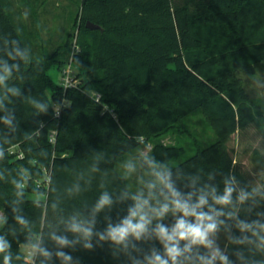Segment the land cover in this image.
Here are the masks:
<instances>
[{
  "label": "trees",
  "instance_id": "1",
  "mask_svg": "<svg viewBox=\"0 0 264 264\" xmlns=\"http://www.w3.org/2000/svg\"><path fill=\"white\" fill-rule=\"evenodd\" d=\"M87 21L100 29H87ZM78 31L79 51L72 60L81 81L63 92L49 69H61L66 49L29 59L24 26L9 0H0V238L8 245L0 264L5 255L9 264H149L153 253L167 258L154 229L158 222L171 227L173 216L139 239L107 238L109 226L135 206L116 163L146 142L151 147L141 168L179 159L184 147L159 138L197 109L215 139L168 168L173 186L183 196L195 193V200L206 185L222 195L228 180L235 189L233 203L218 218L213 247L229 264H264L255 238L237 227L264 224V152L250 149L248 173L230 146L232 136L252 126L264 142L237 76L253 74L264 61V0H82ZM91 92L100 95L99 102ZM60 98L67 105L55 117L53 105ZM154 180L152 172L143 178L144 187L164 200L159 186L149 189ZM241 191L252 194L242 203ZM104 194L111 203L96 211ZM74 222L90 226L92 235L84 239L70 231ZM54 236L70 244L60 246ZM245 237L254 242H233ZM33 244L38 245L33 260L26 261L22 248ZM208 252L193 246L181 264H199L198 255Z\"/></svg>",
  "mask_w": 264,
  "mask_h": 264
},
{
  "label": "rangeland",
  "instance_id": "2",
  "mask_svg": "<svg viewBox=\"0 0 264 264\" xmlns=\"http://www.w3.org/2000/svg\"><path fill=\"white\" fill-rule=\"evenodd\" d=\"M82 0H9V6L17 20L24 26L25 40L28 44V58L40 61L51 54L56 48L66 49L60 58L62 61L69 59L72 50L77 45L79 12ZM64 61V62H65ZM57 65V64H55ZM49 75L55 84L60 83V74L54 67H50ZM241 79L242 90L246 96L250 111L264 130V61L255 65L253 74L237 72ZM78 77L81 76L78 73ZM215 136L208 123L202 116L200 109L180 119L167 133L159 138L164 144L177 143L184 147V152L179 159L158 166L160 171L166 166H171L193 155L197 148H204L211 144ZM230 146L238 152L240 165L249 173V152L252 147H258L264 152V142L252 126L249 131L236 133L232 136ZM151 142L132 149L119 159L116 169L127 182V186L133 196L141 200H149L150 206H159L164 200L148 191L143 184V178H149L153 168H141V157H147ZM251 175H253L251 173ZM35 198V196H31ZM136 204V200L134 199ZM173 216L168 213L163 219ZM162 219V220H163ZM161 221V220H160ZM158 222L156 219L148 226ZM1 224V223H0ZM25 251H23L24 253ZM31 257L30 254H25Z\"/></svg>",
  "mask_w": 264,
  "mask_h": 264
},
{
  "label": "clouds",
  "instance_id": "3",
  "mask_svg": "<svg viewBox=\"0 0 264 264\" xmlns=\"http://www.w3.org/2000/svg\"><path fill=\"white\" fill-rule=\"evenodd\" d=\"M4 77L0 76V82ZM152 167L154 169L153 175L155 180L148 185L149 189L159 186L161 188V195L164 196V202L159 206H150L149 200H141L139 197H135L136 204L129 209V214L119 224L110 225L107 230V238L116 243H123L131 235L139 239L148 231V226L152 223L153 219L157 221L162 220L168 213H171L175 218V223L171 226H165L163 223L158 222L154 229L156 236L164 245L167 258H163L161 255L153 253V256L149 259V264H181L180 258L184 257L186 253H189L193 246H202L209 250L206 255H198L199 264H214L219 260L220 264H229L227 256L221 254L218 248L213 247L212 236L218 230V226L222 221H219V217L225 215L223 208L233 203V192L235 191L232 184L225 180V187L222 195H217V189L215 187L209 188L207 185L205 189H201L200 194L193 200L195 193H189L187 196H183L176 190L171 181V173L165 166L163 170H155L158 166L153 162ZM255 191V190H253ZM251 193L241 191L238 195V202H243L249 199ZM209 197H211L212 203H209ZM110 198L107 194L100 197L99 202L96 205V211H99L105 205L110 204ZM221 206L220 210H217L216 206ZM207 208V211H205ZM234 215L233 212H228L227 216L231 218ZM24 223L23 221H20ZM237 227L241 232H250L251 236L255 238L256 248L258 251L264 252V224L258 222L246 223L239 222ZM70 231L79 233L84 239H88L92 235L91 227L85 226L83 223H72L70 225ZM102 240L106 237L101 235ZM56 243L60 246L69 245L70 242L63 237H53ZM181 241H185L183 247L180 246ZM234 243H253L248 237L241 240H234ZM31 247L35 250L38 245L33 244ZM85 247L90 245L85 244ZM8 248L7 243L0 238V253H4ZM39 251L49 256L50 253L44 249ZM57 256L67 261L70 257L66 256L62 252H58ZM9 256H4V264H9Z\"/></svg>",
  "mask_w": 264,
  "mask_h": 264
},
{
  "label": "built area",
  "instance_id": "4",
  "mask_svg": "<svg viewBox=\"0 0 264 264\" xmlns=\"http://www.w3.org/2000/svg\"><path fill=\"white\" fill-rule=\"evenodd\" d=\"M79 51L78 46L76 45L74 47V50H72V53L70 54L69 59H67L65 61V63L63 64V66L61 67V69L59 70V74H60V83L58 84V86H60V88H62L63 92H65L67 89H71V88H78L79 84H80V78L78 77V69L75 67V65L73 64V55L76 54ZM90 96L96 101L99 102L100 99V95L98 93L95 92H91ZM67 102L65 101L64 98H60V101L58 103H55L53 105V110H54V116L58 117L60 115V110L62 107L66 106ZM106 108L104 107V110ZM109 113L112 114L113 117H115V114L113 113L112 110H109ZM55 135H56V131L55 130H51L50 134H49V142L51 144H54L55 142ZM142 141V140H141ZM12 149L10 150V152H12ZM18 157H22L21 154H18ZM25 254H30L31 257H27L25 256V260L26 261H30L32 262L33 257L35 255L36 249L34 250L31 246H25Z\"/></svg>",
  "mask_w": 264,
  "mask_h": 264
},
{
  "label": "water",
  "instance_id": "5",
  "mask_svg": "<svg viewBox=\"0 0 264 264\" xmlns=\"http://www.w3.org/2000/svg\"><path fill=\"white\" fill-rule=\"evenodd\" d=\"M85 27H86L87 29H90V30L100 29V26H99V25L94 24V23H92V22H90V21H87V22L85 23Z\"/></svg>",
  "mask_w": 264,
  "mask_h": 264
},
{
  "label": "crops",
  "instance_id": "6",
  "mask_svg": "<svg viewBox=\"0 0 264 264\" xmlns=\"http://www.w3.org/2000/svg\"><path fill=\"white\" fill-rule=\"evenodd\" d=\"M3 219H4V216H3L2 213H0V223H2ZM25 248H26V247H23V248H22V251H25Z\"/></svg>",
  "mask_w": 264,
  "mask_h": 264
}]
</instances>
